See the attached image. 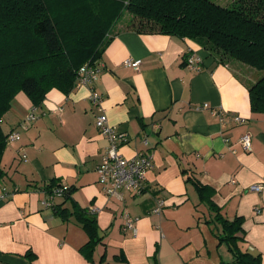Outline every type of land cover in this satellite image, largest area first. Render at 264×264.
Wrapping results in <instances>:
<instances>
[{
  "label": "crops",
  "instance_id": "obj_1",
  "mask_svg": "<svg viewBox=\"0 0 264 264\" xmlns=\"http://www.w3.org/2000/svg\"><path fill=\"white\" fill-rule=\"evenodd\" d=\"M132 19L120 18L110 32L94 89L109 124L126 134L120 154L153 156L144 191L120 200L99 185L97 168L109 143L95 125L99 112L89 88L75 84L69 95L53 89L41 107L20 92L2 120L6 135L21 138L8 143L1 164L0 191L11 195L0 202V264H101L103 255V264H228L233 255L218 245L213 213L192 180L215 190L222 215L244 219L239 247L264 264V114L252 112L249 97L259 73L236 61L220 63L196 41L140 32ZM192 53L201 70L187 67ZM128 60H140L139 70ZM32 111L38 119L25 129ZM244 134L252 136L250 152L240 144ZM53 182L72 189L81 208L96 211L103 240L93 261L80 251L89 237L75 218L56 214L53 206L65 199L47 192ZM256 184L261 192L250 190ZM158 198L166 205L155 215ZM126 212L138 219L136 236L123 232Z\"/></svg>",
  "mask_w": 264,
  "mask_h": 264
},
{
  "label": "trees",
  "instance_id": "obj_2",
  "mask_svg": "<svg viewBox=\"0 0 264 264\" xmlns=\"http://www.w3.org/2000/svg\"><path fill=\"white\" fill-rule=\"evenodd\" d=\"M125 12L133 16L132 27L140 32L193 40L217 55L222 64L236 61L264 72V0L225 4L213 0H0V173L8 145L2 120L17 94L25 93L34 107H41L53 89L69 95L81 67L102 58L109 34ZM249 97L252 112L264 114V73L249 87ZM192 183L201 203L213 213L218 245H226L233 255L228 264H262L261 255L239 247L244 219L222 215L212 200L215 190L196 180ZM60 186L53 182L46 189L52 195ZM72 193L69 188L65 202L53 208L64 221L74 217L86 232L89 241L80 251L93 261L103 240L97 213L81 208ZM66 202H71V208L63 207ZM105 261L103 255L100 262Z\"/></svg>",
  "mask_w": 264,
  "mask_h": 264
},
{
  "label": "built area",
  "instance_id": "obj_3",
  "mask_svg": "<svg viewBox=\"0 0 264 264\" xmlns=\"http://www.w3.org/2000/svg\"><path fill=\"white\" fill-rule=\"evenodd\" d=\"M201 62L199 56L196 53H192L187 58V67L190 70H201ZM127 67L139 70L141 66V61L128 60L125 62ZM101 73V67L99 62L96 63H86L81 67L76 86H85L90 89L89 100L92 105H94L99 114L96 117L95 125L100 131V133L107 139L109 146L107 148V154L103 162L98 166V183L103 189L104 193L109 198H118L123 200V194L125 192L140 194L145 189L146 174L148 171L152 170L154 167L153 156L147 152H140L133 158H126L120 154V146L127 141L125 133H121L118 129L109 124L105 110L102 106V97L94 89V84L98 80L99 74ZM204 107H208L205 105ZM222 123H225L226 117L224 113H219ZM38 119L35 111H32L26 118L24 122V128H27L28 124L34 123ZM233 121L236 123H242L243 119L238 116H233ZM21 138L19 132H12L8 135L7 143H13L19 141ZM145 145H148V140L145 139ZM240 144L245 152H250L252 150V136L250 134H244L240 138ZM69 190L67 186H60L53 190V197L63 198L66 191ZM251 191L261 192L263 190L262 184L252 185L250 187ZM11 192H9L5 187L0 191V202H5L10 198ZM46 206L51 207L53 205L52 201L45 202ZM165 200L163 198H158L154 208L152 209V214L160 215L165 208ZM96 213V211H92ZM125 222L123 224V232L130 233L133 236L137 235L136 222L137 218L132 217L128 212L124 214Z\"/></svg>",
  "mask_w": 264,
  "mask_h": 264
},
{
  "label": "rangeland",
  "instance_id": "obj_4",
  "mask_svg": "<svg viewBox=\"0 0 264 264\" xmlns=\"http://www.w3.org/2000/svg\"><path fill=\"white\" fill-rule=\"evenodd\" d=\"M237 5L242 6L241 3H239V4H237ZM248 6H249V5H248ZM129 17L131 18V17H133V16H132L131 14H129V12H125L121 18H122L123 20H127V19H129ZM132 20H134V18H133ZM112 30H113V29H112ZM256 73H259V76H260V75L263 74L264 72H259V71H257ZM213 242H214V238H213Z\"/></svg>",
  "mask_w": 264,
  "mask_h": 264
}]
</instances>
